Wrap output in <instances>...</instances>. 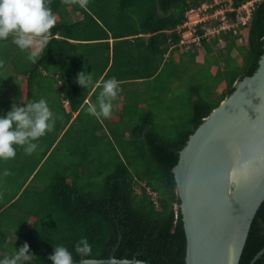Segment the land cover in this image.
<instances>
[{"label": "trees", "instance_id": "1", "mask_svg": "<svg viewBox=\"0 0 264 264\" xmlns=\"http://www.w3.org/2000/svg\"><path fill=\"white\" fill-rule=\"evenodd\" d=\"M247 1L233 0L235 11L227 13L230 21L236 22L238 8ZM210 2L0 0V144L14 155L22 151L26 135L32 132L29 107L35 105L34 86L45 82L43 72L58 75L68 99L76 103L83 86L79 69L90 64L79 58L83 46L70 40L105 41L101 43L109 46L112 35L117 39L115 49H126L123 76L157 74L158 80L167 82L170 74L177 75L176 65L188 70L191 62L197 64V50H187L186 57L173 53L168 62L165 55L179 48L180 28L188 13ZM77 13L82 18L75 21L72 14ZM24 36L34 37L30 54L22 51ZM220 39L224 47L219 46ZM202 49L203 65L209 71L206 77L214 83L188 90L187 127L169 135L157 127L154 115L141 102V108L134 106L133 113L123 114L130 120V139L125 140L123 134L119 148L108 143L101 152L104 162L99 168L106 170L88 172L93 170L91 164L101 160L97 156L91 163L87 154L80 164L73 163V174L60 172L42 189H34L29 180L36 167L7 201L0 198V264H76L109 259L115 249L120 260L136 257L153 264H186L187 240L173 170L190 136L235 91L238 82L258 70L264 55V0L255 3L249 24L239 26L237 34L232 30L208 36L202 40ZM234 51L239 58L232 55ZM94 62L93 58V66L98 67ZM118 63L117 54L113 67ZM22 76L24 82L15 80ZM14 155H8L9 159ZM0 167L3 171L4 166ZM88 173L101 179L99 187L93 181L80 182ZM263 249L264 202L239 264H250ZM255 264H264V254Z\"/></svg>", "mask_w": 264, "mask_h": 264}, {"label": "water", "instance_id": "2", "mask_svg": "<svg viewBox=\"0 0 264 264\" xmlns=\"http://www.w3.org/2000/svg\"><path fill=\"white\" fill-rule=\"evenodd\" d=\"M235 87L190 136L173 170L186 264H239L264 202V55L258 70ZM115 253L76 264H153Z\"/></svg>", "mask_w": 264, "mask_h": 264}, {"label": "rangeland", "instance_id": "3", "mask_svg": "<svg viewBox=\"0 0 264 264\" xmlns=\"http://www.w3.org/2000/svg\"><path fill=\"white\" fill-rule=\"evenodd\" d=\"M196 16L190 17L196 19ZM178 49L179 53L176 55L177 57H181L186 50H197L198 61L204 62L205 53L202 48H196L194 46L188 49L185 47H179ZM233 55L239 58L237 52H234ZM203 64L204 63L194 64L191 62L190 65H187V68H189L188 70L184 68L183 64L180 65V70L182 71L178 73V83L174 82L175 84L170 86L166 85L163 79H160L154 84V87L150 88L149 91L146 90L147 92L145 91V94L139 97L140 103L143 102L145 107L154 115L157 127L169 135L176 134L177 131L188 126V115L190 114V104L187 103L188 90L194 85L208 87L210 86L209 84L214 83L213 79L208 76V78L206 77L209 71L207 73L206 66ZM169 67H172V64L169 65ZM175 68L178 69L177 65ZM164 86L169 89H163ZM136 90L139 92L140 89L136 88ZM133 91L134 90L125 91L129 95L128 99L133 97ZM217 92H222V87H220ZM39 107H42L43 111L41 113L40 109V113L37 115L35 110V112L31 114L32 118L29 123L32 126L30 127L32 132L26 135V141L20 153L15 155L11 154L0 144V160L8 158L6 164L2 163L4 161L0 162V165L4 166V168H2L3 171H0V187L3 186L0 198L3 201H7L17 192L19 186L28 179L30 173L39 165L41 159L48 151L50 152L38 168L34 170L35 173L29 180L31 184L30 188L42 189L44 185L51 182L60 172H64L66 175L73 174V170L71 169L73 168V163L78 164L79 162L80 164V159L86 160L84 155L88 157L87 154L94 156L93 158L100 156L101 160L100 163L95 161L96 163L91 164L93 170L91 171L90 169L88 172L97 173L98 169L106 170L103 167H99L100 164L102 166V162H104L101 152L103 153L108 143H110L107 139L108 133L114 134V138L111 142L114 147L116 146L119 148V144L122 140L121 135L124 134V139L129 140L128 134L132 132L126 118L117 120L116 122H108L100 116L102 119L101 125L99 124L98 126L100 130L97 129V122L89 119L85 121L80 118L70 130L68 129L67 132L65 131V136L58 140V143L53 146L64 129L66 121L56 120L52 115H47L53 112L47 113L46 107H50L51 109L56 108L53 104L42 102ZM134 110L135 107L132 106L130 112L133 113ZM8 155L14 156L10 160L9 158L11 157ZM66 166H70L71 168L68 169ZM90 175L91 174L88 173V175H86L87 178H81L80 182L84 181V183H86L88 181H93L97 184L96 187H99L101 179L97 176ZM105 177L107 176H104L103 179Z\"/></svg>", "mask_w": 264, "mask_h": 264}, {"label": "crops", "instance_id": "4", "mask_svg": "<svg viewBox=\"0 0 264 264\" xmlns=\"http://www.w3.org/2000/svg\"><path fill=\"white\" fill-rule=\"evenodd\" d=\"M72 18L77 21L81 20L82 15L80 13L72 14ZM14 34V33H13ZM18 35V34H14ZM126 36V35H125ZM150 36V35H148ZM146 36V37H148ZM13 36L10 38L11 41H14ZM106 38V37H105ZM134 39V37H128L126 39ZM122 40V39H120ZM34 41L33 36H24L23 40V49L24 53L30 54L32 52V42ZM72 43L76 45H82L83 47H79L78 55L82 62L89 63L90 65L83 64V67L79 69V73L83 79V86L81 87V93H77L76 103L73 104L70 99H68V92L65 90L64 84L59 80V76L56 75L55 77H51L48 75L47 72H43V76L46 78L45 82L38 81L35 84L34 88V107H29L30 113L32 114L35 112L37 115L43 111L42 107L40 108V104L42 102H48L53 104L56 108L51 109L50 107H46V112L51 113L47 115H52L56 120H64L66 121V125L58 138L56 139L53 146L58 143L62 137L65 136V131L71 129L72 126L82 118L85 121L92 120L97 122V129L99 124L101 125V118L108 122H116L117 120H123L125 117L123 114L128 113L130 115V108L132 106H140L139 97L145 94L146 90H150V88L154 87V84L158 81V75L155 74L151 77H142V76H135V77H128L123 76V71H125V66L121 65L123 62V54L126 49H115L117 39L114 38L112 35H109V46L107 43H101L105 41H79V40H70ZM11 44V43H10ZM12 45V44H11ZM124 48V46H123ZM181 50V49H180ZM115 51H119L116 53ZM236 52V51H234ZM233 52V53H234ZM177 55L179 53V49L177 47L171 48L165 55V61L168 62L172 58V54ZM187 52H184L181 56H185ZM232 53V55H233ZM119 56V63L117 66L113 67L114 64V55ZM205 56V55H204ZM234 56V55H233ZM94 58V63L98 65V67L93 66L92 61ZM33 59H35L33 55ZM202 61H198L196 57V63H205ZM108 61V64H107ZM124 66V67H123ZM113 67V69H112ZM177 75L170 74V77L166 85L173 86L175 83H178V73L180 68L177 69ZM26 78L20 77L16 78L17 82H24ZM175 82V83H174ZM81 81L78 82L80 84ZM162 83V82H161ZM136 88H139L136 90ZM166 87L164 86L163 89ZM133 91V97L128 99V94L125 91ZM167 90V88H166ZM147 92V91H146ZM41 101V102H40ZM127 122L130 120L126 119ZM100 130V129H98ZM108 141L111 142L114 138V134L108 133ZM131 133L128 134V138L130 139ZM126 140V139H125ZM51 150V149H50ZM50 152V151H49ZM48 152V153H49ZM47 153V155H48ZM46 154V153H45ZM46 155V156H47ZM45 156V155H44ZM41 159L39 165L43 162L46 156ZM89 158V162H93V156L91 155ZM6 159V158H5ZM4 161V160H3ZM38 165V166H39ZM37 166V168H38ZM60 167V166H59ZM66 168L70 169V166H66ZM75 168V167H74Z\"/></svg>", "mask_w": 264, "mask_h": 264}, {"label": "built area", "instance_id": "5", "mask_svg": "<svg viewBox=\"0 0 264 264\" xmlns=\"http://www.w3.org/2000/svg\"><path fill=\"white\" fill-rule=\"evenodd\" d=\"M258 1L260 0H250L239 7L236 22L230 21L227 15L228 12L235 11L233 0H213V2L204 3L196 9H192L187 15L188 21L180 28L182 33L180 46L186 49L194 46L201 48L202 40L207 36L219 35L223 31L232 30L234 34H237L240 25L249 23L252 8ZM190 16H196V19ZM199 29L203 31V34L198 33ZM244 39L247 40V38Z\"/></svg>", "mask_w": 264, "mask_h": 264}, {"label": "clouds", "instance_id": "6", "mask_svg": "<svg viewBox=\"0 0 264 264\" xmlns=\"http://www.w3.org/2000/svg\"><path fill=\"white\" fill-rule=\"evenodd\" d=\"M251 16V15H250ZM194 17V16H193ZM187 21H188V17H187ZM186 21V22H187ZM249 22H250V17H249ZM219 23V22H218ZM220 24V23H219ZM249 24V23H248ZM240 26H244V25H240ZM200 30V29H199ZM224 32V31H223ZM222 33V32H221ZM221 33L219 34V35H221ZM232 34V33H231ZM215 35H217V34H215ZM218 35V36H219ZM212 36V35H211ZM214 36V35H213ZM208 37V36H207ZM206 38V37H205ZM245 38H248L246 35H245ZM221 42H223V43H221ZM220 47H224L225 46V43H224V41H223V39H220V45H219ZM179 47H182V46H179ZM201 48H202V46H201ZM187 51V50H186Z\"/></svg>", "mask_w": 264, "mask_h": 264}]
</instances>
